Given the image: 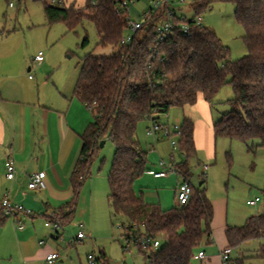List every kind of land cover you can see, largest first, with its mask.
I'll list each match as a JSON object with an SVG mask.
<instances>
[{
	"label": "trees",
	"instance_id": "1",
	"mask_svg": "<svg viewBox=\"0 0 264 264\" xmlns=\"http://www.w3.org/2000/svg\"><path fill=\"white\" fill-rule=\"evenodd\" d=\"M214 1L192 2L195 15L184 18L190 34L177 31L161 42L157 56L152 55L151 48L156 44L155 29L162 11L128 45L121 43L128 25L126 10L116 11L121 0H100L97 5L87 0L81 7L44 1L49 23L63 21L68 31H75L89 19L95 25L98 44L113 49L108 54L88 52L79 61L75 92L90 106L94 118L82 134L80 157L71 176L74 196L54 217L63 225L72 219L95 150L103 139L109 138L115 144L108 173L112 215L126 218L127 223L122 222L125 236L143 252L144 264H192L203 239L211 237L214 215V204L206 189L194 187L188 203L170 208L148 202L135 191L136 179L150 167L148 151L137 136L138 123L150 110L157 108L161 115L173 106L196 103L200 94L213 103L221 88L230 83L233 96L227 103L231 108L213 121L215 137L244 142L258 139L259 145L264 146V0H222L235 4V18L245 29L248 52L237 59L231 58L230 47L212 27L195 21L197 14ZM179 145L185 155L180 169L190 175L189 158L197 151L190 117L182 120ZM0 213L4 216L2 207ZM225 233L232 248L248 239H264V210L249 216L241 225H228ZM143 236L159 239V246L143 245ZM258 254L264 257V243ZM98 263L109 264L105 253L97 259ZM230 264H245V257H231Z\"/></svg>",
	"mask_w": 264,
	"mask_h": 264
},
{
	"label": "rangeland",
	"instance_id": "2",
	"mask_svg": "<svg viewBox=\"0 0 264 264\" xmlns=\"http://www.w3.org/2000/svg\"><path fill=\"white\" fill-rule=\"evenodd\" d=\"M44 1L0 0V26L9 33L16 32L14 39L17 38L16 42L22 45L24 55H35L39 50H43L45 61L64 62L58 71L66 73L67 70L77 68L78 62L88 52H112L111 46L98 44L95 25L89 19L79 24L75 31H68L63 21L49 23L44 11ZM68 1L82 6L87 0ZM194 1L196 0L182 2L181 7L188 8V12H184H187L189 17L195 15V4H192ZM151 4L152 0H135L129 10L131 19L141 20L142 13ZM177 9L181 12L178 6ZM234 11L233 2L216 0L197 15H201L203 23L212 27L230 47L231 58L237 59L245 55L248 49L244 41L245 29L236 20ZM85 39L88 40L86 43ZM31 74L36 79L40 76L37 68ZM230 79L231 76H228L227 80ZM232 96V86L227 83L217 93L213 103H208L201 97L192 105L173 106L169 110V117L162 115L170 122L179 118L183 120L184 117L194 120L197 153L189 158V177L195 189H206L207 196L217 204L219 221L222 215H225L226 226L241 225L249 216L264 210V146L259 145L258 139L244 142L226 136L215 137L213 132L212 122L231 108L227 100ZM147 125L146 118L138 123L137 136L142 147L148 151L149 166L156 167L158 154L153 150L151 138L147 136ZM162 141L165 142L159 146L165 151L168 143L166 140ZM114 152L115 144L109 138L105 139L103 146L96 148L89 174L76 200L74 215L64 223L61 230L62 239L53 238L50 229L51 233L48 231L46 240L60 251L71 249L76 258L80 256L83 259V255L86 256V253L90 252L95 255L97 261L102 253H105L109 264H144L145 256L133 241H130L128 250H125L124 246L128 243L122 222L127 223V220L122 215H112L109 204L108 173ZM177 157L179 163L185 160L182 154H177ZM205 164H208L209 168L204 174ZM180 181L181 178L177 174L155 178L151 171L147 170L136 179L135 188L138 193L143 194L146 201L170 208L177 205L176 187ZM253 198L257 199V203L251 205L249 200ZM80 229L84 230L87 236L79 241L75 237ZM263 243L264 239L261 238L248 239L233 248L232 256L245 257V264H264V257L258 254ZM215 245V242L210 243L204 238L200 247L209 253ZM204 260L194 258L192 264H201Z\"/></svg>",
	"mask_w": 264,
	"mask_h": 264
},
{
	"label": "crops",
	"instance_id": "3",
	"mask_svg": "<svg viewBox=\"0 0 264 264\" xmlns=\"http://www.w3.org/2000/svg\"><path fill=\"white\" fill-rule=\"evenodd\" d=\"M67 3L75 5L63 0V4ZM175 5L187 15L188 8L181 7L182 2ZM15 34L0 26V207L2 198L8 194L12 201L23 204L35 214L19 213L25 225L17 228L12 218L0 213V264H43L51 251L59 252L60 257L47 264H89L90 252L83 255V259L76 258L71 249L60 251L50 244L46 236L51 230L44 223L47 216L58 212L74 196L71 176L80 157L82 134L94 118L88 104L75 92L79 62L77 68L66 73L58 71L64 62H46L44 58L42 63L36 64L34 55H24L22 45L14 39ZM36 68L40 72L37 79L30 76ZM162 115V121H169ZM164 115L169 117V111ZM174 121L182 122V119ZM194 140L196 145L195 122ZM163 142L159 141L153 148L158 157L170 152L168 142L165 151L159 146ZM9 158H13L16 165L13 180L6 177ZM40 170L46 172V188L30 189V175ZM213 204L215 218L208 242L216 245L209 253L199 246L197 251L203 250L206 254L201 264H220V250L228 245L226 217L222 215L219 221L217 204ZM42 239L45 242L40 244Z\"/></svg>",
	"mask_w": 264,
	"mask_h": 264
},
{
	"label": "built area",
	"instance_id": "4",
	"mask_svg": "<svg viewBox=\"0 0 264 264\" xmlns=\"http://www.w3.org/2000/svg\"><path fill=\"white\" fill-rule=\"evenodd\" d=\"M135 0H121L119 6L116 8L117 12L121 10H126V17L128 20V25L125 28L122 37V44H131L134 40L137 32L153 17L162 11V16L160 17L159 22L157 23L155 32H156V44L152 46L151 51L152 55H158V49L160 48L161 42L164 40L173 37L177 31H181L186 35L190 34V26L187 20H184L185 17L190 18L182 11L179 12L176 2L180 3L184 0H152L151 6L142 13L141 20H132L129 14L130 6ZM52 4H63V0H50ZM92 5H97L100 0H90ZM13 4L12 2L10 3ZM178 19H183L179 21ZM197 24L203 23L202 16L197 15L195 17ZM45 55L43 50H39L34 55V62L40 64L44 61ZM32 77V75H30ZM89 106V105H88ZM90 108V106H89ZM167 114V113H164ZM162 115V114H161ZM146 119L148 120L147 125V136L152 140V147L155 148L156 144L159 141L166 140L170 145V152L167 156H159L156 161V167H150L149 170L154 177H163L169 174H177L180 176L181 181L176 187V200L178 205H184L188 203L193 192L194 185L192 184L189 175H186L182 172L179 166V159L177 154H182L180 145H179V136L181 134L182 122L179 121H162L160 115L157 111V108L150 110ZM185 156V155H184ZM209 168L208 164L203 166V173L205 174L206 170ZM148 170V171H149ZM16 174V165L13 158H9L6 162V177L13 180ZM28 187L30 189H44L46 188V172L44 170L36 171L32 173L29 177ZM251 205L257 203V199L253 198L249 200ZM2 212L4 216H10L14 220L17 228L24 227V221L19 218V213H25L27 215L33 216L35 213L26 208L23 204L15 203L12 201L8 194H5L1 202ZM45 225L52 230V237L57 239H62L61 230L63 229V224L60 219H57L53 215H49L45 218ZM87 235L84 230L80 229L75 237L76 240H81ZM127 239V238H126ZM130 241L133 239H127V245L124 246L125 250H128ZM45 240H40V244H43ZM134 242V241H133ZM143 245H149L153 243L156 248L159 246V239H152L149 236H143L141 238ZM232 254V247L225 246L220 250L221 262L220 264H230V258ZM60 257L59 252L51 251L44 258L43 264L52 263ZM206 257L205 251L200 250L196 251L194 258L203 259ZM95 255L92 253L88 254V260L90 264H96Z\"/></svg>",
	"mask_w": 264,
	"mask_h": 264
},
{
	"label": "water",
	"instance_id": "5",
	"mask_svg": "<svg viewBox=\"0 0 264 264\" xmlns=\"http://www.w3.org/2000/svg\"><path fill=\"white\" fill-rule=\"evenodd\" d=\"M105 143V139H103L100 143V146H103V144Z\"/></svg>",
	"mask_w": 264,
	"mask_h": 264
}]
</instances>
